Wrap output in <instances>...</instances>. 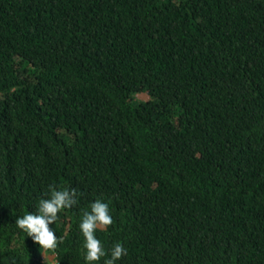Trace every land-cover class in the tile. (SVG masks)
I'll return each mask as SVG.
<instances>
[{
	"label": "trees",
	"instance_id": "1",
	"mask_svg": "<svg viewBox=\"0 0 264 264\" xmlns=\"http://www.w3.org/2000/svg\"><path fill=\"white\" fill-rule=\"evenodd\" d=\"M97 198L116 264H264V0H0V264H84Z\"/></svg>",
	"mask_w": 264,
	"mask_h": 264
},
{
	"label": "clouds",
	"instance_id": "2",
	"mask_svg": "<svg viewBox=\"0 0 264 264\" xmlns=\"http://www.w3.org/2000/svg\"><path fill=\"white\" fill-rule=\"evenodd\" d=\"M76 202L75 189H67L49 185L48 192L39 199L36 211H26L15 218L16 227L39 246L41 252H54L59 237L49 225L57 220V214L70 208ZM112 223L109 205L105 200L97 198L89 203L78 222L83 237L84 264H116L127 249L120 241H116L107 249L96 237L98 228ZM103 258V259H102Z\"/></svg>",
	"mask_w": 264,
	"mask_h": 264
},
{
	"label": "rangeland",
	"instance_id": "3",
	"mask_svg": "<svg viewBox=\"0 0 264 264\" xmlns=\"http://www.w3.org/2000/svg\"><path fill=\"white\" fill-rule=\"evenodd\" d=\"M138 97L142 98V99H148L149 98L147 94H140V95H138ZM52 259H53V257L50 256V260H52Z\"/></svg>",
	"mask_w": 264,
	"mask_h": 264
}]
</instances>
